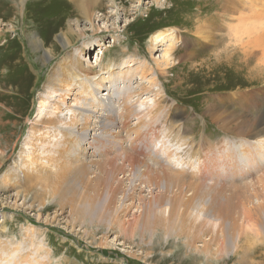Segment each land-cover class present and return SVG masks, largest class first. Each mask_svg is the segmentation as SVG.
Returning a JSON list of instances; mask_svg holds the SVG:
<instances>
[{
  "label": "rangeland",
  "instance_id": "1",
  "mask_svg": "<svg viewBox=\"0 0 264 264\" xmlns=\"http://www.w3.org/2000/svg\"><path fill=\"white\" fill-rule=\"evenodd\" d=\"M79 1L0 0V90L6 92L0 99L3 106L0 108V252L5 254L0 259L4 264H12L2 246L9 244L6 246L9 251L12 246L25 248L23 252L28 255V261L20 264H245L239 254L216 260L186 250L182 237H178L180 235L172 236L161 228H156L154 235L138 231L137 219L143 199L147 202L153 199L148 197L145 186L136 191L134 200L124 201L120 190L116 191L117 200L111 209L119 205L121 208L123 204L125 209L122 208L120 216L116 214L113 219L115 221L118 216L124 230L119 225L110 227L105 222L106 216L105 221L100 219L105 214L106 203L98 208L97 204L93 205L92 216L80 210L84 204L82 199L87 196L94 197L95 203L102 202L104 197L106 200L105 174L99 178L94 174L89 176L94 189L90 187L85 191L79 187L73 191L74 195L68 193L65 200H57L55 196L46 195L31 170L26 179L21 172L10 176L7 172L18 159L24 138L36 117L39 95L46 91L48 74L56 62L64 59L68 63L71 57L66 54L70 51L86 65L92 64L97 77L105 78L103 93L98 92L106 96L112 80L104 64L113 60L119 62L125 57L130 61L127 66L131 67H128L130 70L124 69L127 72H133L140 60V65L147 60L153 66L154 58L158 59L162 51L153 54L149 51L151 35L156 30L173 28L170 32L174 34L173 51L178 62L159 73L160 83L170 103L174 102L178 108L174 120L183 125L187 149L198 150L196 155L200 163L197 170L191 171L196 173L192 175L208 176L206 181L200 179L198 185L186 184L185 190L192 192L196 187L223 180L221 184L234 188L236 184L233 182L241 181L242 174L251 184L262 171L258 166H241L239 176L228 178L226 170L233 154L238 158L241 156L237 150L242 147V138L249 137L238 135L237 128L240 125L252 127L262 118L264 120V0H101L105 3V18L95 17L93 24L77 12ZM70 23L73 35L83 30L87 34L85 39H79L66 49L61 39ZM92 25H99L103 32L92 35ZM37 38L42 41L45 51L56 54L52 59H47L32 45V40L36 43ZM159 47L162 49L164 45L161 43ZM142 76L135 77L134 81L147 84V79ZM118 80L116 82L122 86L121 79ZM136 121L130 120L126 128L123 126L119 136L122 142L117 149H126L130 128ZM101 152L92 156L106 158ZM147 154L142 153L140 159L147 161ZM128 174L132 177L125 175L123 179L133 178L131 173ZM158 194L156 191L154 196ZM70 199L76 200L73 203L76 209L71 207ZM186 199L190 200L191 196ZM258 216L262 217L260 211ZM30 219H38V223ZM26 230L40 236L42 250L31 246V241L25 237ZM219 235L224 239L225 249L229 248L225 240L235 236L233 239L238 245L250 249L251 255H255L249 257L252 264H264V231L261 226L222 228ZM206 236H212L209 229ZM212 247L214 250L218 248L217 245Z\"/></svg>",
  "mask_w": 264,
  "mask_h": 264
},
{
  "label": "bare ground",
  "instance_id": "2",
  "mask_svg": "<svg viewBox=\"0 0 264 264\" xmlns=\"http://www.w3.org/2000/svg\"><path fill=\"white\" fill-rule=\"evenodd\" d=\"M76 9L91 23L95 17L105 18V3H102L101 0H80L76 4ZM171 29L173 28L156 30L151 35L149 51L152 54L155 51H162L158 59L154 58L153 66L147 60L140 65V60L139 66L133 67V72H127L131 67L127 66L130 61L125 57L121 58L119 62L113 60L104 64V69L107 70L108 77L112 80L106 96L105 94L99 95L98 92L103 93L101 89L105 86V78L104 76L97 77V71L91 66V63V65H86L79 56L73 57L70 51L66 54L71 57L70 63H67V60L65 62L64 59L56 62L48 74L47 84L44 88L46 91L44 90L45 92L39 95V106L32 122L33 125L24 138L18 159L10 165L7 176L21 172L26 179L25 177L31 170L32 176L37 175V181L46 195L55 196L57 200H65L68 193L74 195L73 191L79 187L85 191L90 187H95L89 180L91 174L97 175V177L105 174L106 200L104 197L102 202L95 203L94 197L87 196L82 199L84 204L81 205L83 208L80 210L88 216H92L93 205L97 204L98 208L101 205L104 207L106 203L105 214L100 216V219L105 221L106 216L105 222L110 227L119 225L122 229L124 228L123 222L117 216L115 219L117 224L113 217L119 214L120 210L124 208V204L121 208L119 205L112 206L111 209V205L115 204V200H117L115 199L116 191L120 190L119 192L123 194L121 197L126 201V199L135 198L136 191L145 186V191L150 195L147 196L150 198L152 196L153 199L147 202L141 193L143 202L140 217L137 219L138 231L146 232V234L150 232L154 235L156 228H161L172 236L180 235L178 237H182L186 250L202 253L206 258L218 260L234 253L239 254L240 260L245 264H252L249 257L255 255H251L250 249L238 245V242L233 239L235 236L228 237V241L225 240L229 247L225 249L224 239L220 238L219 234L222 232V228L227 230L229 227L235 228L244 225L252 227L259 225L264 231V120L262 118L257 125L252 127L245 128L240 125L237 128L238 135H243V137L249 135V137L242 138L244 140L240 142L242 147L237 150L241 156L238 158L233 154L230 158L232 161L229 162V169L226 170V178H228L231 175L239 176L241 166H258L262 171L258 177L252 180L251 184L246 182V179L249 178L242 174L241 181L233 182L236 184L234 188L233 185L221 184L224 180H221V183L216 180L215 184L206 182L204 187H196L201 193L196 189L192 192H189L190 189L186 191V184L195 183L196 185L200 179L204 178L206 181L208 176L205 178L192 175L196 173L191 171L197 170L200 163V158L196 155L198 150L193 152L192 149H187L183 125L179 120H174V117L178 116V108L175 107L174 102L170 103L168 97L165 96L164 87L160 83L159 73L165 72L166 69L178 62L174 58L175 43L172 40L174 34L170 32ZM91 30L92 35L103 32L100 31L99 25H92ZM72 32L73 28L70 23L61 39V43L66 49L72 44L75 45L79 39H85L87 34L84 30L77 35H73ZM41 43L42 41H39L38 38L36 43L32 40L35 49L42 51L47 59H52L56 54L54 55L49 50L45 51L44 45L42 46ZM161 43L164 48L159 49ZM126 68L127 70L124 71ZM142 74L147 79V84L134 81L135 77L142 76ZM118 79H121L122 86L116 82L119 81ZM5 93L0 90V99L4 97ZM142 95L145 98L142 99ZM1 107L3 106L0 104ZM119 109L121 111H118ZM133 119H137V121L133 123L134 126L130 128V132L128 131L130 140L127 142L129 143L127 146L123 145L126 149L120 146L122 149L119 150L117 145L122 142L119 137L120 132L123 130V126L126 128V124H129L128 122ZM122 137L128 138L125 135ZM133 150H137L139 156L135 154L137 151L133 154L131 152ZM99 151H102L101 156L105 155L106 158L92 156L96 155L95 153L99 154ZM144 152L148 153L147 161L140 159ZM127 172L131 173L133 178ZM17 175L19 176V174ZM125 175H130L131 179H123ZM71 176H73V181L69 182ZM126 179L129 182H125ZM96 183L94 182V184ZM156 191L159 192L158 196H154ZM81 193L83 195V192ZM187 196H191V199L187 200ZM70 202L71 207H74L73 203L76 200L70 199ZM76 206V213L79 214V207ZM259 211L262 217L258 216ZM37 220L30 219L34 223H38ZM208 229L212 232V236H206ZM26 232L25 237L31 241V246L34 245L36 250L41 249L40 236L33 231L26 230ZM230 232L233 230L230 229ZM7 245L9 244L2 246L5 253L11 257L12 264L28 261V255L23 252L25 248L12 246L10 252L8 247L6 248ZM213 245H217L218 248L214 250ZM1 252L0 256L5 257V254ZM37 261L39 260L36 259ZM1 262L0 259V264H4Z\"/></svg>",
  "mask_w": 264,
  "mask_h": 264
}]
</instances>
